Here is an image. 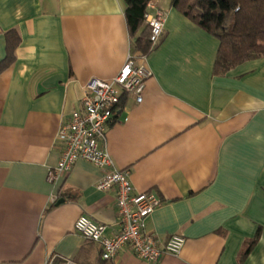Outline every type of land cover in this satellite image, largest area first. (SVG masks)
Listing matches in <instances>:
<instances>
[{
  "label": "crops",
  "instance_id": "1",
  "mask_svg": "<svg viewBox=\"0 0 264 264\" xmlns=\"http://www.w3.org/2000/svg\"><path fill=\"white\" fill-rule=\"evenodd\" d=\"M126 0H0V264H264V57L216 74L220 40L173 0L148 54L134 48ZM20 41L9 56V32ZM135 53L153 75L137 103L126 94L108 128L107 149L130 170L136 192L161 205L147 231L160 245L179 234V254L155 262L130 245L112 260L75 228L85 214L119 228L117 193L96 185L102 170L60 162L61 125L92 78H115ZM146 56V59L143 58ZM128 118V120H126Z\"/></svg>",
  "mask_w": 264,
  "mask_h": 264
},
{
  "label": "built area",
  "instance_id": "2",
  "mask_svg": "<svg viewBox=\"0 0 264 264\" xmlns=\"http://www.w3.org/2000/svg\"><path fill=\"white\" fill-rule=\"evenodd\" d=\"M165 18L162 11L149 18L153 44L163 36ZM152 75L153 71L139 61L135 53H131L115 78H92L88 82L81 108L74 110L71 118L62 123L58 135L63 151L57 168L50 170V182L71 170L78 160H85L103 172L97 189L104 192L115 190L117 193L119 228L116 232L108 235L106 224L98 223L85 214L80 215L75 223L77 232L101 246L102 258L106 261L114 259L124 246L130 245L139 258L155 262L165 253L179 254L186 243L184 236L174 234L160 245L159 239L147 231L148 219L162 200L151 191L136 192L130 170L120 168L107 149L108 128L120 110L124 96L131 94L137 103H141L146 81ZM55 259L52 256L47 264H55ZM60 264L75 263L62 258Z\"/></svg>",
  "mask_w": 264,
  "mask_h": 264
},
{
  "label": "trees",
  "instance_id": "3",
  "mask_svg": "<svg viewBox=\"0 0 264 264\" xmlns=\"http://www.w3.org/2000/svg\"><path fill=\"white\" fill-rule=\"evenodd\" d=\"M126 16L134 48L148 54L155 45L152 28L146 25L152 0H126ZM185 16L220 40L214 71L224 74L254 57H264V0H173ZM9 56L20 41L18 31L9 32Z\"/></svg>",
  "mask_w": 264,
  "mask_h": 264
}]
</instances>
